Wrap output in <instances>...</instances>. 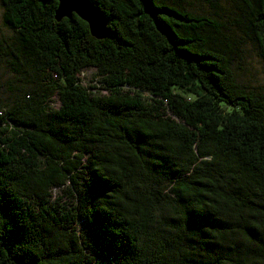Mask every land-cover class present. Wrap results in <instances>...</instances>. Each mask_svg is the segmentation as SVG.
<instances>
[{
    "label": "trees",
    "instance_id": "1",
    "mask_svg": "<svg viewBox=\"0 0 264 264\" xmlns=\"http://www.w3.org/2000/svg\"><path fill=\"white\" fill-rule=\"evenodd\" d=\"M89 1L101 40L57 0H0L20 92L0 105V264H264V95L234 77L222 22ZM233 1L264 62V0Z\"/></svg>",
    "mask_w": 264,
    "mask_h": 264
},
{
    "label": "rangeland",
    "instance_id": "2",
    "mask_svg": "<svg viewBox=\"0 0 264 264\" xmlns=\"http://www.w3.org/2000/svg\"><path fill=\"white\" fill-rule=\"evenodd\" d=\"M182 5L195 14L210 15L223 24V34L228 40L234 41L235 53L231 69L236 80L248 89L264 95V62L259 56L258 50L252 43L239 38L241 31L237 29L232 19L239 10L233 0H183ZM16 40L15 32L3 22V7L0 2V42L2 45L12 44ZM81 84L92 92L100 94L106 91L97 82L94 68L87 67L80 74ZM19 83L15 74L5 65V59L0 57V105L4 106L15 96L19 95ZM95 86L93 89L92 87ZM52 107L59 106L58 97L50 99ZM51 200L66 202L71 200L67 190L54 188L51 191Z\"/></svg>",
    "mask_w": 264,
    "mask_h": 264
},
{
    "label": "water",
    "instance_id": "3",
    "mask_svg": "<svg viewBox=\"0 0 264 264\" xmlns=\"http://www.w3.org/2000/svg\"><path fill=\"white\" fill-rule=\"evenodd\" d=\"M75 14L88 26L89 34L101 40L107 35V17L89 0H57V7L54 11V18L59 21L61 18H70Z\"/></svg>",
    "mask_w": 264,
    "mask_h": 264
}]
</instances>
